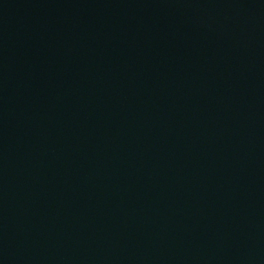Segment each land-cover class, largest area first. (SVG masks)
I'll list each match as a JSON object with an SVG mask.
<instances>
[{
	"label": "water",
	"instance_id": "95a60500",
	"mask_svg": "<svg viewBox=\"0 0 264 264\" xmlns=\"http://www.w3.org/2000/svg\"><path fill=\"white\" fill-rule=\"evenodd\" d=\"M0 264H264V0H0Z\"/></svg>",
	"mask_w": 264,
	"mask_h": 264
}]
</instances>
